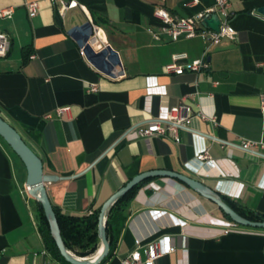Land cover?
<instances>
[{"label":"crops","instance_id":"0c3cea01","mask_svg":"<svg viewBox=\"0 0 264 264\" xmlns=\"http://www.w3.org/2000/svg\"><path fill=\"white\" fill-rule=\"evenodd\" d=\"M24 1L0 0V8L14 6L10 17H0V29L10 36L9 51L0 56V114L40 156L44 172L58 176L46 182L53 205L91 212L135 174L166 168L196 176L264 213V145L248 150L239 142V136L264 141V15L258 11L264 0H228L236 37L209 46L200 36L158 40L149 28H158L156 5L189 15L215 0H78L83 7L63 14L39 0L34 16ZM89 20L100 27L105 47L82 55L77 27ZM179 51L187 53L186 61L206 52L208 67L164 71ZM149 76L162 93L147 95ZM182 101L217 124L194 115L178 128V142L130 137ZM59 105H70L69 112L44 116ZM200 146L214 165L193 159ZM25 179L24 163L0 136V264H65L45 246L36 199L22 191ZM155 209L164 212L155 216ZM124 212L113 254L101 264H118L135 248L145 258V244L161 236L176 250L153 264H264V228L245 225L223 233L208 219L229 218L177 179L148 178ZM135 238L142 240L138 247Z\"/></svg>","mask_w":264,"mask_h":264},{"label":"built area","instance_id":"2783aa9c","mask_svg":"<svg viewBox=\"0 0 264 264\" xmlns=\"http://www.w3.org/2000/svg\"><path fill=\"white\" fill-rule=\"evenodd\" d=\"M56 4L57 10L60 14H63L67 8L80 6L83 7L78 0H49ZM199 0H191L190 3H196ZM24 5L29 16H34L39 9V0H25ZM228 0H215L212 5H208L203 9L196 11L189 15H179L171 12L164 5H156L153 9V15L158 23V28H149L152 36L155 39L167 38L168 40H176L180 37H192L200 36L204 39L207 46L210 44H216L223 38L234 39L236 37V30L229 21L228 13ZM14 6L8 5L0 8V17H10L13 12ZM215 12L220 18L218 29L209 27L204 22V17L210 13ZM88 25V27H86ZM80 31L79 37V52L82 55L88 53V51L101 50L105 47V43L102 42L99 36L100 27L89 20V22L77 27ZM10 48V36L9 34L0 29V56H4L8 53ZM206 52L200 58L186 61L187 53L185 51H179L172 54L171 60L164 65V71L175 72L177 74L183 73L185 70H200L208 67L206 60ZM34 57L35 54H30ZM147 95L152 93H162L164 89L155 83L152 76L147 78ZM96 86H92L91 89H95ZM264 110V102L261 105ZM70 110V105L56 106L51 112H47L44 116L46 118L62 117ZM198 116L204 120H209L212 124H217V120L214 116L205 114L202 110L192 112L191 107L185 102H180L169 108H165L162 112L151 121L134 128L130 133L131 138L149 137V136H165L173 139L174 141H180L178 133L179 127H186L190 124L192 116ZM240 146L248 150H257L264 145L263 140L251 139L243 136H239ZM195 161L200 164L214 165V161L208 155V150L205 146H200L193 157ZM23 192L28 193L27 185H24ZM163 210L155 209L153 214L160 215ZM211 223L220 225L223 233L230 230H240L241 225L232 219H208ZM245 226V225H243ZM141 238H135V244L138 247L141 244ZM176 248L169 242L168 236L158 237L156 240L148 242L143 247L145 258L141 257L140 250L138 248L133 249L129 254L120 258L118 264H153L154 260L162 254L172 253Z\"/></svg>","mask_w":264,"mask_h":264},{"label":"water","instance_id":"95a60500","mask_svg":"<svg viewBox=\"0 0 264 264\" xmlns=\"http://www.w3.org/2000/svg\"><path fill=\"white\" fill-rule=\"evenodd\" d=\"M258 11L264 15V5L260 6ZM204 22L209 27L218 29L220 18L217 13L212 12L204 17ZM107 47L114 55H117V51L114 50L110 44H107ZM0 136L10 145V147L24 163L26 168L25 185H27V191L42 205L44 215L48 221L50 233L54 238L61 255L72 264H99V262L109 252L110 240L108 239L106 232V219L111 206L119 197L124 195L135 184L155 176L177 179L178 181L192 188L200 195L215 202L217 206L230 217V219L239 224L264 228V219L252 220L238 213L225 201V199H223L221 194L224 193H222L217 186H211L204 180L185 172L166 168H154L135 174L126 182H124L103 202L99 208L97 222V234L99 237L100 247L99 249H96L95 253L91 255H77L66 247L62 239L56 213L47 192L46 182L52 181L58 176L44 172L43 163L40 156L25 142L19 131L1 114Z\"/></svg>","mask_w":264,"mask_h":264},{"label":"trees","instance_id":"16d2710c","mask_svg":"<svg viewBox=\"0 0 264 264\" xmlns=\"http://www.w3.org/2000/svg\"><path fill=\"white\" fill-rule=\"evenodd\" d=\"M23 50L25 54L29 52L28 46L25 45ZM146 180L148 179L135 184L124 195L119 197L111 206L106 219V232L108 239L110 240L109 252L99 262V264L103 263L113 254L119 233L127 218V214L124 212L125 206L127 202L134 196L140 185ZM221 195L223 199H225V201L241 215L252 220L264 219V213L254 211L246 206H241L226 194ZM36 203L39 212L38 228L44 239L46 248L51 252L52 255L63 261L65 264H72L61 255L55 240L50 233L48 221L44 215L42 205L37 200ZM53 208L56 213L60 233L66 247L70 250H73L77 255L81 256L95 252L99 245V237L97 234L99 208H96L91 212L65 211L56 205H53ZM220 210L226 218L230 219V217L224 213L221 208Z\"/></svg>","mask_w":264,"mask_h":264},{"label":"rangeland","instance_id":"374dc122","mask_svg":"<svg viewBox=\"0 0 264 264\" xmlns=\"http://www.w3.org/2000/svg\"><path fill=\"white\" fill-rule=\"evenodd\" d=\"M241 226H243V225H241ZM71 251H73V250H71ZM74 252V251H73ZM75 253V252H74ZM94 253V252H93ZM93 253H90V254H88V255H91V254H93Z\"/></svg>","mask_w":264,"mask_h":264},{"label":"bare ground","instance_id":"6f19581e","mask_svg":"<svg viewBox=\"0 0 264 264\" xmlns=\"http://www.w3.org/2000/svg\"><path fill=\"white\" fill-rule=\"evenodd\" d=\"M101 33V32H100ZM99 247H100V244H99V246H98V248L97 249H99ZM95 253V252H94Z\"/></svg>","mask_w":264,"mask_h":264},{"label":"flooded vegetation","instance_id":"af4514ba","mask_svg":"<svg viewBox=\"0 0 264 264\" xmlns=\"http://www.w3.org/2000/svg\"><path fill=\"white\" fill-rule=\"evenodd\" d=\"M86 27H88V25H86Z\"/></svg>","mask_w":264,"mask_h":264}]
</instances>
